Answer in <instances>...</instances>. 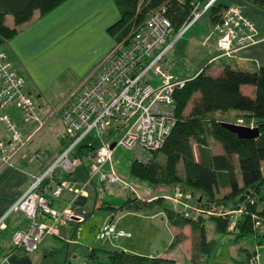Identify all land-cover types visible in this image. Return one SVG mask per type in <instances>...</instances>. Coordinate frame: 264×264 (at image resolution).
<instances>
[{
    "label": "built area",
    "instance_id": "built-area-1",
    "mask_svg": "<svg viewBox=\"0 0 264 264\" xmlns=\"http://www.w3.org/2000/svg\"><path fill=\"white\" fill-rule=\"evenodd\" d=\"M192 1V13L178 31L166 13L167 3L149 10L143 22L134 25L126 40L115 43L94 77L83 81L77 92L61 107L65 147L42 173L35 176L12 208L0 217V231L8 228L6 221L14 212L21 214L26 221V228L15 231L12 236L14 248L25 253L35 252L50 235H58L61 225L71 222L83 224L84 216L69 208L58 211L54 202L66 191L74 193L76 198L86 196V187L92 185L96 178L101 188L119 185L141 199L137 190L117 175L113 164L114 152L122 148L134 152L136 160L147 162L149 155L159 152L173 131L176 124L175 92L194 77L177 76L167 56L175 50L184 34L219 2L211 0L204 6L207 0ZM224 11L221 21L214 25V32L219 37L216 45L219 54L211 64L224 58H235L238 51L260 41L256 38L255 24L243 15L239 6L233 5ZM156 78L160 84L154 86ZM12 110L18 112L25 125L36 123L34 132L46 123L40 114L39 99L28 91L24 77L18 73L2 45L0 122L10 139L0 141V161L6 163L33 139V136L25 138ZM93 145L97 150L89 156L75 157L82 146L91 148ZM45 157L46 150H40L34 154L32 162L39 163ZM81 160L88 161L90 168L86 182L77 185L70 176L82 166ZM177 192L176 189L175 194ZM179 208V215L194 223L201 218L208 219V216L225 218L228 215L221 209L223 206L218 211L213 202L205 210L184 202L179 203ZM245 210L242 206L235 212L242 215ZM260 225L258 221L256 226ZM97 233L100 241L133 237L131 232L119 229L110 219ZM250 264H259L258 257L253 256Z\"/></svg>",
    "mask_w": 264,
    "mask_h": 264
},
{
    "label": "crops",
    "instance_id": "crops-1",
    "mask_svg": "<svg viewBox=\"0 0 264 264\" xmlns=\"http://www.w3.org/2000/svg\"><path fill=\"white\" fill-rule=\"evenodd\" d=\"M222 4L227 8L233 5L239 6L243 15L255 24L256 38L260 41L256 45L238 51L235 58H224L215 62L220 61L219 65L222 69L224 65H230L235 70L239 69L246 72H254L264 67V7L255 4L253 0H225ZM120 18V9L115 0H69L50 13L42 14L41 11H37L28 24L18 27L16 36L5 41L4 51L9 55L18 73L24 77L28 91L39 99L40 114L46 123L43 128L34 132L37 127L36 123L25 125L21 121L18 112L12 110V114L16 122L19 123L25 138L33 136V139L23 151L15 154L11 161L8 163L0 161V217L12 208L13 204L24 195L33 183L35 176L42 173L46 165L55 159L65 147L61 107L77 92L83 81L94 77L96 69L112 51L115 41L108 34V31ZM6 24L10 28L15 27V21L14 25H9L7 21ZM212 28L211 34L213 35L205 39L199 36L201 32L199 35L191 34L187 39L185 37L189 31L185 33L184 37L178 41V43H181L184 40L180 44L181 52L180 49L175 52L177 59L186 60V53L190 54L192 45H201L204 49L208 48L210 49L209 53L212 50L217 51L216 56H218L219 52L216 45L219 37L214 32L213 23ZM212 60L213 58L208 61ZM204 66L196 68V73L191 74V78L197 76ZM211 69L210 67L209 70ZM67 81H71V84H65ZM62 88H65L63 90L67 89L71 96L57 112L60 115V120L57 121L55 118L57 114L54 115L49 110V103L52 101V97ZM243 91L246 95L253 94V90L250 88H243ZM54 120H56V123ZM9 139V134L0 122V141H8ZM40 150H46V157L41 159L39 163L32 162L34 154ZM83 164L87 166H80L79 170L70 178L77 185L84 184L88 178L89 162L84 161ZM263 166L264 162L262 169ZM90 187L91 185L86 187V196H82V198H76L74 193L66 191L59 200L54 202V207L58 211L69 208L78 215L83 214L85 217L84 223L71 222L61 225L58 235H50L38 246L39 248L35 252L25 253L13 247L12 236L15 231L26 228V221L21 214L12 213L6 221L8 228L0 231V264H75L80 257H85L84 263L81 264H87V257L96 249L83 248L80 243L82 226L93 217L92 212L88 210V206L95 196V191L91 190ZM92 187L97 192H102L104 188H107L99 187L98 182L92 183ZM48 196H50V193H48ZM128 197L134 198L133 194L131 196L130 193L127 196L124 195V201L118 206L113 205L111 202H104L100 206L96 204L93 209L104 210L111 206L109 210H113L115 213L130 209L132 212H137V216L134 217L140 218V212L138 213L129 206L122 207L127 202ZM79 199L81 203L77 202ZM115 217L112 214L109 217L110 221H114ZM120 219L115 220L117 222L115 225L119 229L131 232L129 227L133 228V225L129 223L124 227L120 224ZM131 233L133 234V232ZM261 233L264 236V227L261 229ZM229 234L232 233L229 232ZM250 237L254 239V251L240 248L238 258H234L236 256L235 243ZM209 240H215V238ZM216 242L214 252L207 261L201 264H250L253 256L258 257L259 264H264V239L258 242L254 236L250 235L235 239L234 243L229 242V261L224 262L214 260L219 248V241ZM126 243L130 244V247L127 248L124 242L114 249H100L101 252H96L95 256H98L97 260L99 261H107L108 252L120 250L128 254L150 258L163 257L160 256L161 254L156 256L150 252H139L136 249L139 247L138 244ZM147 250L150 251V248Z\"/></svg>",
    "mask_w": 264,
    "mask_h": 264
},
{
    "label": "trees",
    "instance_id": "trees-1",
    "mask_svg": "<svg viewBox=\"0 0 264 264\" xmlns=\"http://www.w3.org/2000/svg\"><path fill=\"white\" fill-rule=\"evenodd\" d=\"M69 0H0V46L17 35L18 27L28 24L37 11L42 14L62 6ZM115 0L120 9V20L109 28L108 34L115 43H121L130 36L135 24L143 22L147 12L167 3V15L178 31L191 15L192 0ZM264 7V0H253ZM227 9L225 5L212 8L211 23L218 24ZM13 17L15 27L6 24V18ZM213 64V63H212ZM191 79L175 93L176 124L164 146L156 154L164 157V162L156 160V154L149 160L131 162L130 175L152 185L165 184L182 186L198 195L197 202L232 204L235 210L244 206L245 212L238 220L234 234L239 238L254 236L264 239V67L257 71H242L224 65L218 75L209 74V68ZM243 88L253 90L252 95L244 94ZM232 113L257 121L259 137L240 139L228 128ZM219 151L215 152V147ZM96 146H82L75 153L89 156ZM84 160V159H83ZM84 163V162H83ZM180 166L182 167L180 173ZM242 178L241 183L238 177ZM128 197L122 207L143 204L142 199ZM82 198V197H80ZM79 199L77 202H80ZM208 204V205H209ZM263 205V207H261ZM121 207V208H122ZM105 208V207H103ZM106 209H111V206ZM137 210V209H134ZM178 214V213H177ZM180 217V215L178 214ZM224 219V218H222ZM218 218V230L227 229V221ZM199 230L193 234L194 264L207 261L217 245L216 240H208L203 222L194 223L182 219ZM261 222L259 227L257 222ZM174 222L173 224H176ZM95 249L87 257V264H159V257L128 254L123 251L108 252L107 261H99Z\"/></svg>",
    "mask_w": 264,
    "mask_h": 264
},
{
    "label": "rangeland",
    "instance_id": "rangeland-1",
    "mask_svg": "<svg viewBox=\"0 0 264 264\" xmlns=\"http://www.w3.org/2000/svg\"><path fill=\"white\" fill-rule=\"evenodd\" d=\"M210 1L211 0L205 1L204 6L208 5ZM223 1L225 0L219 1L216 6L221 5ZM211 14L212 10H210L209 13L205 14L189 32L187 31L188 33L186 32L187 36L185 38H189L191 34L199 35L200 32L201 33L199 36L204 37V39L213 35L211 34L213 29L212 23L210 22ZM7 23L9 25H14L13 17L8 16ZM183 41L184 40H182V42ZM181 43H178V45L176 46L177 49L175 48V50L167 56L173 66L172 70L177 76H184V78L186 79L191 78V74L196 73V68L204 65V67L208 66L209 64H211V61L208 60L215 58V56L217 55V51L215 52L214 50H212V52L209 53L210 49L208 48L204 49L201 45H192L193 47L190 54L188 55L186 53V60H183L182 58L179 60V58L177 59L175 52L178 49H180L181 52ZM219 63L220 61L214 62L211 66L212 69L209 70V74H211V76L218 75L221 72L222 68ZM153 82L154 86L160 84L157 78ZM69 83L71 84V81H67L65 84ZM63 89L65 88L60 89L52 97L53 99L49 103V110L54 115L60 111L61 105L66 102L69 96H71V93H68L67 89ZM55 118L57 119V121L60 120V115L57 114ZM229 120L236 122V125L239 124L248 128L250 126H254V128L257 127L256 120L237 116V114L235 113H232ZM54 121L56 123V120ZM115 139H117V137ZM217 151H219L218 146L215 147V152ZM114 153L115 155L113 164L117 175H119L126 183L133 186L137 190L139 197H141L142 199L140 202L143 204L133 205L134 209H137L136 211H138V213L140 212V218L134 217L137 216V212H132L130 209L125 211L120 210L117 213L106 208L104 210H100L98 208L93 209V206H95L96 204L97 206H100L104 202H111L113 205L118 206L124 201V195L127 196L130 194V192H126L119 185L115 187H107L104 188V191L97 192V190H95L91 185L90 188L91 190L95 191V196L91 201V204L88 206V210L92 212L93 217L90 218V220L82 226V231L80 233L82 234L80 243L83 248L90 247L93 249H114L122 245V243L124 242L125 246L128 248L130 247V244H127L126 242H131L139 245V247L136 248L139 252H150L152 254H155L156 256L161 254L160 256L163 257H160L159 260H161L160 262L163 261V264H194V252L192 251L194 249L195 241L193 240V234L199 230V226H193L192 224L183 221L182 219L184 218L178 216V211L181 208H179V203L184 202L193 206H201L203 210L208 207L209 203L207 204L206 201L198 203V195L191 190H188L186 187H182L180 185L169 186L162 183L158 185H152L139 179H135L130 175L131 162L136 160L135 153L123 150L122 148H117ZM155 156L158 162L165 163L164 157L161 154H156ZM81 161L83 162V160ZM82 165L87 166L84 164ZM181 169L182 167L180 166V173L181 175H183ZM70 178L72 177L70 176ZM238 180L241 183L242 178L240 177V175L238 177ZM93 183H97V178ZM176 189L178 191L177 194H175ZM261 192L264 195V186L262 187ZM116 194L118 195L116 196ZM215 204L217 205L218 211L220 210L221 206H223L224 208L221 209L224 212H227L228 215L225 218L221 216H208V219L201 218L199 222H203L204 227L207 231L206 236L208 240L211 238H215L216 241H219V248L217 249V252L214 256V260L224 262L229 261V242L232 243L235 239H240L239 236H236L234 234L233 230L235 229L238 220L242 216L235 212V209L233 208L231 203L230 205H220V202ZM261 207H263V205H261ZM112 214L116 216L115 220L121 218L119 221L122 226L124 225L125 227L129 223L133 225V228L129 227L131 232H133V238L129 240L121 239L118 241L98 240L97 232L99 230V227L106 223V220H108ZM80 216L83 217L84 215L82 214ZM218 218H224L222 220L229 222L228 226L225 227L227 229H217V226H219V222L217 221ZM115 220H112L114 224L117 223ZM174 222L177 223L173 224ZM229 232H232V234H229ZM256 239L258 240V242L260 241L259 238ZM253 243L254 239L251 237L245 238L239 243H235L234 251H236V256L234 258H238L240 248L247 249L253 252ZM149 248L150 251L147 250ZM84 261L85 257H80V259L77 260L75 264H81L84 263Z\"/></svg>",
    "mask_w": 264,
    "mask_h": 264
},
{
    "label": "water",
    "instance_id": "water-1",
    "mask_svg": "<svg viewBox=\"0 0 264 264\" xmlns=\"http://www.w3.org/2000/svg\"><path fill=\"white\" fill-rule=\"evenodd\" d=\"M226 128H228L231 132H233L238 138L240 139H255L258 138L259 130L257 128H248L242 125H234V124H227ZM114 146H112L113 148ZM232 233V232H230Z\"/></svg>",
    "mask_w": 264,
    "mask_h": 264
}]
</instances>
